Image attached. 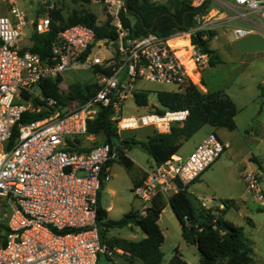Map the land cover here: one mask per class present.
<instances>
[{"label": "built area", "instance_id": "built-area-1", "mask_svg": "<svg viewBox=\"0 0 264 264\" xmlns=\"http://www.w3.org/2000/svg\"><path fill=\"white\" fill-rule=\"evenodd\" d=\"M188 2L193 15L186 28H174L166 35L130 36L117 18V36L109 39L96 38L91 26L71 24L57 33L50 54L43 58L21 39L27 25L37 32L48 31L49 15L29 18L17 0H0V225L5 227L0 264H97L99 253L109 252L100 241L98 192L110 177L107 161L116 158L117 150L109 142L85 144L91 136L88 121L101 107L109 106L119 132L146 125L165 132L160 123L168 132L173 123L186 119L188 109L120 115L123 101L134 99L132 93L139 91L136 80L172 84V91L178 93L190 85L201 89V69L211 59L201 41L208 43L220 29L230 30L234 38L264 34V0ZM173 38L182 43L172 44ZM94 45L106 47L108 53H92ZM69 70L90 72L91 95L70 101V90L66 94L58 89L65 99L61 103L42 94L44 80L62 79ZM44 109L49 111L47 116L19 122L24 112ZM225 147L209 131L186 156L174 154L145 169L132 187L142 202L137 211L144 213L158 195L167 199L186 188ZM243 179L247 191L264 204L257 175L246 172ZM217 208L223 209L224 204Z\"/></svg>", "mask_w": 264, "mask_h": 264}, {"label": "rangeland", "instance_id": "rangeland-1", "mask_svg": "<svg viewBox=\"0 0 264 264\" xmlns=\"http://www.w3.org/2000/svg\"><path fill=\"white\" fill-rule=\"evenodd\" d=\"M155 1L166 4L171 11L174 10V0ZM17 4L26 12L29 18L33 19L40 6L45 8L55 4L56 7L62 9V14L65 17L73 11L81 12L85 10L95 15L96 25L109 22L116 28L115 23L117 18H119L118 12L124 4V0H17ZM2 6L4 7V3ZM211 6H216V4L213 3ZM4 14L10 17L6 10ZM127 16L131 23L135 21V17L132 15L127 13ZM31 29V25L23 28L21 42L28 40ZM217 34H219L217 39L212 38L208 41V46L213 51L211 55L212 63L206 69H201V85L202 87L208 86V88L230 86L229 90H222L228 95H232L236 99L238 106H241V104L245 106L239 109L234 117V129L216 128L209 124H204L182 141L177 152L184 157L182 152L191 148L197 137L200 135L205 136L211 130L226 144L220 156L194 181L189 183L185 189L193 204L197 207L202 202L212 208L217 207L220 202L222 203L221 200L229 195L237 199L238 206L226 208L222 217L243 227V234L251 241L252 245V261L249 264H264V204L247 191L246 182L243 179V175L246 172L257 175L259 188L264 196V103L261 96L264 84L262 87L259 84L260 80L264 79V74L262 73L264 71V58H262L263 55L260 52L252 53L245 57L244 52L246 50H253L255 47H259L252 42H247V38L234 40L231 31H224L223 29L218 30ZM218 47L221 49H218ZM234 50L242 52V56H239L238 53L235 54ZM92 53L101 55L108 52L106 47L94 45ZM243 56L245 60L242 61L241 58ZM92 80L88 70H69L62 77L60 85L57 86L58 89L63 88L62 91L67 94L72 84L80 83L81 85H86L91 83ZM64 86L66 89H64ZM136 87L147 93V105L139 106L134 99L127 98L123 101L120 115L139 117L146 113H153L156 111V107L162 109L157 100L156 92L158 90L172 91L175 89L172 84L149 82L142 79L136 80ZM252 98H255V100L251 101ZM73 99L69 98L68 100L71 101ZM153 129V125H146L120 131V135L123 138L134 136L139 143H130L129 146H123L124 154L132 160L133 164L127 168L117 159H114L110 164V177L104 181L99 189L98 201L100 200L104 208L111 206L107 212L108 219H119L130 209L140 210L142 202L135 197L132 187L135 178L145 173L141 167L149 168L155 164L151 156L140 144V142L146 141L147 134H150ZM100 140H102V135H91L87 137L86 143L87 145H92ZM157 223L164 236L160 246L163 254L162 264H170L171 258L176 253V248L188 264H198L197 247L182 238L180 222L167 200ZM132 224L134 223H131L130 227L127 225L109 227L105 234L106 236L113 235L129 238H132L131 235L133 234L134 239L143 236L144 233L141 229L137 225ZM99 228L101 227L99 226ZM65 231L67 230L63 232ZM101 236H104L103 231L100 233V238ZM117 253H121V251L117 250V252H114L109 250L106 254L99 253L97 264L140 263L138 259L130 261L125 255Z\"/></svg>", "mask_w": 264, "mask_h": 264}, {"label": "trees", "instance_id": "trees-1", "mask_svg": "<svg viewBox=\"0 0 264 264\" xmlns=\"http://www.w3.org/2000/svg\"><path fill=\"white\" fill-rule=\"evenodd\" d=\"M104 1V0H101ZM173 11L164 3L150 0H124L118 14L122 25L129 30L130 36L146 35L155 32L160 35L171 33L174 28H186L193 15L192 7L188 0H174ZM62 9L52 4L51 7L40 6L36 15L47 13L50 17V29L46 32H37L31 29L29 34L31 51L39 53L43 58L50 54V45L57 33L65 27L82 23L94 28L96 38H115L116 28L109 22L101 25L95 24V15L91 12L82 10L73 11L67 17L62 14ZM127 13L135 17V21L127 16ZM184 22V25H182ZM196 41L197 37L193 36ZM202 48L209 51L208 43L201 41ZM212 57V56H211ZM61 77L46 79L41 83V91L44 96H53L63 103L65 99L58 92V82ZM93 92V85L87 83L81 85L75 83L71 85L69 98L83 100ZM262 93V100H263ZM157 100L162 109L156 107L157 113H162L165 109L178 110L188 109L189 114L181 123H173L168 132H158L156 129L147 134L146 141L140 142L141 146L154 160L155 164H162L177 153L183 140L191 136L204 124L213 127H225L229 130L234 129V117L238 109L231 97L224 90L203 91L197 86L190 85L184 92L178 93L168 90H158ZM134 101L139 106H146L148 99L147 93L139 90L134 91ZM48 110L40 112H24L19 122H26L41 119L47 116ZM112 109L109 106L101 107L97 115L88 121L87 132L90 135H102V140L95 142H109L111 147H115L116 158L127 168L133 164L132 160L123 152V146L130 143H139L134 136L123 138L117 129L116 123L111 120ZM14 136L16 135L15 126ZM114 159H109L110 165ZM136 184V183H135ZM134 185V184H133ZM162 195L156 196L152 204L147 207L144 213L137 210H129L119 219H106V210L100 205L97 209V223L99 234L104 232L100 241L107 250L116 251L120 248L122 253L130 261L140 260L139 264H162L163 254L160 249L164 236L157 223L159 215L168 201L173 213L181 225L182 238L197 247L199 262L198 264H249L252 261L251 241L243 234V227L222 217L226 208L236 206L234 199L225 198L222 201L223 209H211L197 207L185 188H179L166 199ZM130 218H134L144 236L139 240H129L121 237L106 236L105 231L109 227H122L128 225ZM5 231L4 225H0V238ZM170 264H188L182 257L178 249L171 258Z\"/></svg>", "mask_w": 264, "mask_h": 264}, {"label": "crops", "instance_id": "crops-1", "mask_svg": "<svg viewBox=\"0 0 264 264\" xmlns=\"http://www.w3.org/2000/svg\"><path fill=\"white\" fill-rule=\"evenodd\" d=\"M218 36H219V34H217L216 35V37L215 38H213V39H217L218 38ZM243 38H247V42H252V43H254L255 45H257V46H259V47H255V49H253V50H246L244 53H245V57L247 56V55H251L252 53H261L263 56H262V58H264V34H260V33H255V34H251V35H247V36H245V37H242V38H234V40H240V39H243ZM28 43V44H30V40L28 39L27 41H24V42H22V43ZM218 49H221L220 47H218ZM234 53L236 54V53H238V55L239 56H242V52H240V51H237V50H234ZM245 57L243 56L242 58H241V60L243 61V60H245ZM212 62H211V59H210V62H209V64L208 65H206L204 68L206 69L210 64H211ZM263 74H264V71L262 72ZM247 74V73H246ZM209 83H210V81H209ZM259 84H260V86L262 87V85L264 84V79L262 78L261 80H260V82H259ZM203 91H214V90H216V89H218V90H222V89H225V90H229L230 89V86H226L225 88H222V87H218V88H208V86L207 87H202L201 88ZM246 90H249V89H246ZM262 93H264V88H262ZM261 93V94H262ZM229 96L233 99V101L235 102V105H236V107H237V109L239 110V109H241L242 107H244L245 105H242L241 104V106H238V104H237V101H236V99L232 96V95H230L229 94ZM253 100H255V98H252L251 99V101H253ZM262 102H263V100H262ZM225 128V127H224ZM154 130V129H153ZM152 130V131H153ZM218 130H220V129H218ZM212 131V130H211ZM152 133V132H151ZM204 136L203 135H200L199 137H197V139H196V141L194 142V144H193V146L191 147V148H188V149H186V150H184L183 152H182V155L183 156H186L189 152H190V150L192 149V148H194L195 147V145L203 138ZM85 144H87L86 143V141H85ZM226 145V144H225ZM176 154H178V155H180L178 152L176 153ZM181 156V155H180ZM154 161V160H153ZM142 168V171L143 172H145V169H147V168H144V167H141ZM143 176H144V174L142 173V174H140L138 177H136L135 178V180H134V184L135 183H138L139 181H141V179L143 178ZM240 197H242V196H240ZM227 198H231V199H234V201H235V203H236V206H238V201H237V199H235L234 197H232L231 195H229V196H227ZM168 199V198H167ZM98 203H99V205L102 207V208H104L102 205H101V203H100V200L98 201ZM199 207H204V208H211V209H216L215 207L214 208H212L211 206H208V205H206L204 202H202L201 204H200V206ZM110 208H111V206H107L106 208H104L105 210H106V219H108L107 218V212L110 210ZM131 210V209H130ZM137 210V209H136ZM128 212V211H127ZM125 214V213H124ZM123 214V215H124ZM131 223H134V222H131L130 220H129V224L127 225L128 227H130L131 226ZM132 225H134V224H132ZM110 236V235H109ZM111 236H113V235H111ZM144 236V235H143ZM143 236H141L140 238H142ZM115 237H121V238H125V239H129V240H139L140 238H138V239H134L133 238V234L131 235V237L132 238H129V237H123V236H115ZM117 250H120L121 251V253H122V250L120 249V248H116V251Z\"/></svg>", "mask_w": 264, "mask_h": 264}, {"label": "bare ground", "instance_id": "bare-ground-1", "mask_svg": "<svg viewBox=\"0 0 264 264\" xmlns=\"http://www.w3.org/2000/svg\"><path fill=\"white\" fill-rule=\"evenodd\" d=\"M171 43L172 44H174V45H176V44H180V43H182V40L181 39H179V38H173L172 40H171ZM160 129L162 130V131H167L166 129H165V127H164V123H160Z\"/></svg>", "mask_w": 264, "mask_h": 264}, {"label": "water", "instance_id": "water-1", "mask_svg": "<svg viewBox=\"0 0 264 264\" xmlns=\"http://www.w3.org/2000/svg\"><path fill=\"white\" fill-rule=\"evenodd\" d=\"M182 25H184V22H183ZM131 97H133V93H132ZM163 167L167 168V165H166V164H163ZM130 221H131V222H134L135 219H134V218H130Z\"/></svg>", "mask_w": 264, "mask_h": 264}]
</instances>
